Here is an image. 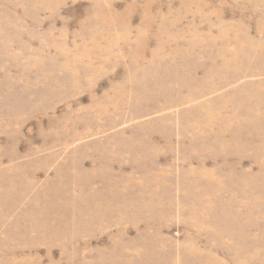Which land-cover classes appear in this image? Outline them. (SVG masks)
<instances>
[{
    "label": "rangeland",
    "instance_id": "1",
    "mask_svg": "<svg viewBox=\"0 0 264 264\" xmlns=\"http://www.w3.org/2000/svg\"><path fill=\"white\" fill-rule=\"evenodd\" d=\"M182 1L0 0V264H264V10Z\"/></svg>",
    "mask_w": 264,
    "mask_h": 264
},
{
    "label": "bare ground",
    "instance_id": "2",
    "mask_svg": "<svg viewBox=\"0 0 264 264\" xmlns=\"http://www.w3.org/2000/svg\"><path fill=\"white\" fill-rule=\"evenodd\" d=\"M253 1H255L259 6H261L262 7V9L264 10V0H253ZM182 3L184 4V6H187V5H189L191 2H189V1H187V0H183L182 1ZM186 9V8H185ZM148 17H149V15H148ZM101 19L102 20H104V17H103V14H102V16H101ZM149 19V20H148ZM151 19H152V16L150 17V18H147L146 20L147 21H150L151 22ZM163 19H164V17H163ZM162 19V20H163ZM261 25L263 26V28H264V16L262 17V20H261ZM262 29V27H260V30ZM236 30V29H235ZM220 31V30H219ZM264 31V30H263ZM221 33H222V31H220ZM237 33V32H236ZM101 34V33H100ZM102 37V35H100V36H98L97 37V39H96V41H99V39ZM112 41V40H111ZM110 42V41H109ZM244 43V42H243ZM243 43L241 44L240 43V45H239V47L237 48V51L232 55L233 56V58H231V60L230 61H228L227 60V62H233V63H237V62H239V61H241L240 62V64H237V66H242V64L243 63H247V60L249 59V57H248V55L247 54H249V53H253V52H251L252 50L251 49H247V47H244L243 46ZM245 44V43H244ZM247 53V54H246ZM255 54V53H254ZM245 58V59H244ZM242 59V60H241ZM244 59V60H243ZM235 60H236V62H235ZM205 82H207V81H205ZM197 89V88H196ZM197 94V93H196ZM6 185V184H5ZM261 252H262V255L264 256V249H262L261 250Z\"/></svg>",
    "mask_w": 264,
    "mask_h": 264
}]
</instances>
